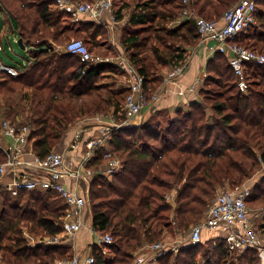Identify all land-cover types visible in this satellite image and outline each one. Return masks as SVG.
Listing matches in <instances>:
<instances>
[{
	"label": "trees",
	"instance_id": "1",
	"mask_svg": "<svg viewBox=\"0 0 264 264\" xmlns=\"http://www.w3.org/2000/svg\"><path fill=\"white\" fill-rule=\"evenodd\" d=\"M238 1L192 0L191 6L199 16L213 19L221 18ZM54 2L0 0V6L16 20L19 37L33 48L32 60L22 65L18 75L1 71L0 119L28 125L29 141L40 159L55 150L80 116L112 109L123 116L129 91L100 82L106 70L117 69L113 64L82 62L77 55L56 50L54 44L62 46L72 29L65 21L70 14L57 9ZM132 6L123 46L145 76V91L151 98L163 81L160 71L185 63L188 46L195 45L201 35L195 19L170 26L182 13V0H135ZM256 17L257 23L243 31L238 42L264 53V0H257ZM83 25L84 30L76 33L92 51L100 28L94 22ZM206 70L201 99L190 102L186 110L179 109L177 117L161 130L151 119L112 132L111 145L122 168L111 176L98 173L91 179L89 203L93 229L110 233L114 241L93 245L92 264H130L144 247L161 241L173 225L187 231L199 222L226 183L245 184L263 168L264 65L247 64L248 92L240 90L239 77L223 53L217 51ZM6 159L0 149V164ZM105 161L98 150L89 166L97 169ZM174 189L176 202L171 203L167 196ZM251 190L248 203L264 204V175ZM1 195L3 261L53 264L62 256L73 257L65 244L29 238L63 232L60 223L67 205L58 194L22 191L12 196L3 191ZM260 228L264 232V220ZM207 240L187 242L176 255L168 252L157 260L160 264H198L200 250L208 243L204 264H261L258 247L238 254L228 250L221 235Z\"/></svg>",
	"mask_w": 264,
	"mask_h": 264
},
{
	"label": "built area",
	"instance_id": "2",
	"mask_svg": "<svg viewBox=\"0 0 264 264\" xmlns=\"http://www.w3.org/2000/svg\"><path fill=\"white\" fill-rule=\"evenodd\" d=\"M182 2L184 6L180 14V20L195 19L198 32L203 41L216 43V51L228 57L230 65L239 77L238 86L240 90L248 92L249 86L246 80L247 64L257 63L264 65V53L240 44L238 38L243 31L257 23V0H240L229 7L221 18L213 19L199 16L191 6L192 0H182ZM107 5V2L100 5L90 0H55L54 2V6L57 9L70 14L71 17L78 21L82 16H88L92 19L98 18L101 9ZM54 46L57 51L61 49V51L77 55L82 62H119L118 64L125 70V82L129 91L123 107L124 116L122 121L108 127L104 135L91 139L87 143V150L80 163V166L85 168L86 175L95 176L97 171L91 168L89 164L95 157L96 152L100 150L106 160V164L99 167L101 169L100 173L111 176L122 168V160L113 150L107 149V137L116 129L131 126L133 120L157 96L148 97L144 87L145 76L125 56L113 59L95 55L85 41L80 38L70 40L64 49L60 45ZM185 64L174 67L170 75L180 74L185 69ZM0 69L16 76L22 71L23 66L6 65L0 57ZM30 133L31 129L28 125H19L18 122L10 119H0V149L7 154L6 161L0 164V192L3 189L12 196H18L22 191L32 190L58 194L70 209L79 214V217L76 218H65V221L61 224L64 231L73 235L83 226L80 213L88 200L85 196L67 187L61 179L66 177L78 178L81 176L80 170L67 168L64 154L57 150H53L44 159L37 158L29 141ZM80 138V133L76 132L70 146L74 147ZM28 154L35 156L34 163L27 158L25 159V155ZM20 166H23V168L33 166L35 169L32 171L33 173L18 172ZM9 173L15 174L16 177L9 182H5L4 176ZM251 194L252 190L248 186L235 190L220 189L205 216L192 226L185 241L181 239L172 246L163 241L148 245L146 247L149 252L137 255L130 264H158L157 259L159 257L168 252L177 254L184 242L193 244L202 242L205 230L221 234L225 239L228 250L233 253L241 254L251 248L258 247L261 263L264 264V244L261 241L259 229L252 222L251 209L247 201ZM174 198L172 199L174 200ZM98 236L100 245L114 241L110 233H102ZM50 243H55V241ZM93 262L94 256L90 254L84 260L81 256L74 255L70 259H58L53 264H92ZM0 264L9 263L0 258Z\"/></svg>",
	"mask_w": 264,
	"mask_h": 264
},
{
	"label": "crops",
	"instance_id": "3",
	"mask_svg": "<svg viewBox=\"0 0 264 264\" xmlns=\"http://www.w3.org/2000/svg\"><path fill=\"white\" fill-rule=\"evenodd\" d=\"M94 1L100 5L107 2L108 5L104 6L101 9V13L98 18L92 19L88 16H82L79 22L76 25L72 26L71 29L75 32H80L84 30V23H96L100 29L96 36L97 43L96 45L92 46V51L94 53L102 52L104 53V55L102 56L111 57L113 59H116L119 56H125L127 57V59H129L123 46V38L125 37V33L127 32V29L129 27L130 16L133 13L132 4L135 2V0ZM118 12L120 14H117ZM181 21L183 20H180V16H178L175 20L170 22V26H175ZM15 25H17V32L19 36V28L16 20L10 17L8 13L0 10V40H6L7 38L9 39L11 34H13L15 30ZM1 45L3 46L2 43ZM216 52V43L213 41H203L201 37L195 45L188 46L187 59L185 62L186 66L180 74L171 76L170 74L174 67L172 65L165 66L160 71L161 76L163 77V81L160 85L157 86V89L153 93L157 96V98L153 99L150 104L145 107L143 112L133 120V124L131 126L151 120L156 114H159V116L163 117L164 119L159 120L160 118H158L154 121L153 124L158 125L155 127L158 128V130H161L162 121H164L163 126L167 125L170 120H173L177 117V111L179 109L186 110L184 109V107H186L187 104L189 105L190 102L199 100V91L203 87L205 78L207 76V63L215 55ZM105 63H111L114 67L117 68L114 71L109 69L103 73V78L110 77L111 79V81H109L111 83L109 85L110 88L115 90L120 88L126 89V73L125 70L118 64L119 62ZM120 116L121 113H114L113 109L108 113H97L93 116H80L73 124V126L63 135L59 148L55 149L64 154L65 166L67 168L80 170L81 173V176H79L78 178L66 177L61 179V181L70 189L76 191L82 196H85L88 201L90 182L92 177L95 176L86 175L84 171L85 168L83 166H80V163L83 160L84 153L87 150V143L93 138L104 135V132L108 127L114 125L116 122L122 121L124 115L121 117ZM76 132L80 133L81 138L73 147L70 146V144L73 141ZM111 136L112 134L107 137V149H111L114 151L113 146L111 145ZM26 158L34 163L35 156H31L28 154L25 155V159ZM34 169L35 168L33 166L29 168H23V166H20L18 172L22 171L33 173L32 171H34ZM96 171V174H98L100 173L101 169H96ZM14 177H16L15 174L9 173L4 176V181L9 182ZM3 191L4 190L2 189L0 192V210L1 204L3 202V198L1 195ZM24 201H22L21 204H25ZM66 207L67 208L65 210V214L61 217L60 224L65 221V218L79 217V214H77L74 210L70 209L68 206ZM80 216L83 220V226L79 231H76L75 234L70 235L63 230V232L59 234V238L63 237L62 239H64V241H62L60 244L69 246V253H75L72 254V256L81 254V251H83L84 249L86 250L85 247L87 245L90 246L92 243L100 245L98 242V235L102 233L96 232L93 229L91 207L88 202L84 209L81 211ZM171 231H177L174 225L172 226V228L164 232L162 240L163 242L165 241L166 244H168L167 241L170 238ZM218 235L221 234L215 231L205 230L203 233V241L209 239L210 237ZM33 237L34 236H29L30 239H33ZM175 240V243L179 242V236ZM95 241H97V243H95ZM183 244H185V242ZM105 250L107 252V249ZM90 251L91 252L88 253V255L92 254L91 248ZM148 252L149 250L147 249V247H144L137 255L146 254ZM82 256H84L83 253ZM158 264L160 263L158 262Z\"/></svg>",
	"mask_w": 264,
	"mask_h": 264
},
{
	"label": "rangeland",
	"instance_id": "4",
	"mask_svg": "<svg viewBox=\"0 0 264 264\" xmlns=\"http://www.w3.org/2000/svg\"><path fill=\"white\" fill-rule=\"evenodd\" d=\"M90 1H94V0H90ZM0 10H3L4 12L8 13L5 9H3V7L0 6ZM9 14V13H8ZM10 17H12L10 14H9ZM13 18V17H12ZM65 21L67 23L70 24V27L76 25L79 21L74 19L73 17H66ZM69 38L66 40V42L61 46L63 49L65 47V45L72 39H77V38H80V39H84L83 36H81V34L79 33H76L75 31L72 30V32H69ZM18 32H17V25H15V30L13 32V34H11L10 38L6 39V40H0V57L2 59V61L6 64V65H11V66H15V67H20L22 65H25V64H28L30 63V60H32V55H31V49H33L32 47L30 46H26V49H23L19 43H18ZM1 43L3 44V46L1 45ZM94 45H96L94 43ZM59 46V45H57ZM56 46V47H57ZM90 46V45H89ZM61 51V49H60ZM93 52V51H92ZM94 53V52H93ZM95 55H104V53H97L95 52L94 53ZM1 71L3 72H6L4 70H1L0 69V78H1ZM160 71V70H159ZM109 81H111L110 77H102V79L100 80L101 83H107V84H111ZM155 95V94H153ZM152 95V96H153ZM201 99V97H199ZM152 100V99H151ZM188 104L186 107H184V109H187L188 108ZM166 117V116H165ZM158 118H160L159 120H163L164 118L163 117H160L159 114H156L154 117H153V122L155 120H157ZM162 128H163V125H164V121H162ZM73 126V125H72ZM71 126V127H72ZM154 126H158L156 124H154ZM62 140V139H61ZM61 142V141H60ZM60 145V143H59ZM59 145L55 148V149H58L59 148ZM121 159V158H120ZM264 175V166L263 168L253 177L251 178L247 183L245 184H241V185H238V186H233V185H230L229 183H226L225 186L221 187V189H230V190H235V189H238V188H243L245 186H248L249 188H251L254 183H256L257 181L260 180L261 176ZM93 178V177H92ZM177 192L176 189L172 190L171 192H168V196H167V199L169 202L171 203H175L176 202V196H175V193ZM174 194V195H172ZM175 196V198H174ZM174 198V200L172 199ZM89 203V201H88ZM90 205V203H89ZM250 205V209H251V219H252V222L254 224L255 227H257L259 229V233H260V236H261V241L262 243L264 244V232L261 230L260 228V224L263 222L264 220V204H258L256 201L254 202H250L249 203ZM194 225V224H193ZM189 228V230L187 231H181L179 229L176 228L177 231H171L170 233V238L169 240L167 241L168 245L170 244L171 246L175 244V239L178 238L179 236V241L182 239V240H186L191 231V228L192 226ZM63 238V237H62ZM62 238H59V235L56 236V237H49V236H45L43 238H39L38 236H34L33 239H30L31 242H40V241H43L44 243H49V244H60L62 241H64V239ZM174 239V240H173ZM55 241V243H50V242H53ZM93 241V240H92ZM163 241V240H161ZM205 241H208L207 239ZM95 243H97V241H95ZM165 243V241H164ZM94 243H92L90 246H86V250L84 249L83 251H81L83 253L84 256H82V253L79 254V256H81V258L84 260L85 257L88 256V253H90V248L91 250H93V246ZM210 246L208 243L204 244L203 246V249L200 250V255H198V259H197V262L198 264H204V251L206 248H210L208 247ZM90 247V248H89ZM72 254H75V253H72ZM70 255H65V256H62L60 258H63V259H67ZM0 258H1V254H0ZM236 261V260H235ZM236 264H240L239 261H236L235 262ZM222 264H228V263H225L223 262ZM262 264V263H261Z\"/></svg>",
	"mask_w": 264,
	"mask_h": 264
},
{
	"label": "water",
	"instance_id": "5",
	"mask_svg": "<svg viewBox=\"0 0 264 264\" xmlns=\"http://www.w3.org/2000/svg\"><path fill=\"white\" fill-rule=\"evenodd\" d=\"M18 43L23 49H26V45H25L24 40H23L22 37H19Z\"/></svg>",
	"mask_w": 264,
	"mask_h": 264
}]
</instances>
